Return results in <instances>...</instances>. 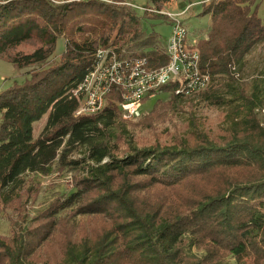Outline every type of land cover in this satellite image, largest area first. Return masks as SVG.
I'll return each mask as SVG.
<instances>
[{"label":"trees","instance_id":"obj_1","mask_svg":"<svg viewBox=\"0 0 264 264\" xmlns=\"http://www.w3.org/2000/svg\"><path fill=\"white\" fill-rule=\"evenodd\" d=\"M170 1L151 0L154 6ZM262 6L264 0L205 3L202 14L210 15L209 24L191 34H197L201 69L211 78L207 88L177 93L178 81L173 80L155 92V102L148 110L144 111L149 99L145 98L141 115L124 119L116 102L99 113L77 115L81 102L75 90L94 66L100 48H113L123 57H142L149 67L167 63L159 35L141 26L144 14L105 0H66L61 4L54 0H0V54L34 38L40 43L30 53L11 57L17 68L44 62L55 51L58 38H65L59 64L0 92V195L5 201L19 194L26 175L47 174L55 163L82 170L74 188L62 193L47 215L46 222L53 218L54 222L48 223L56 226L55 221L60 220V227L70 237L62 264H184L177 261L184 250L190 260L197 261L193 252L203 250L211 264H224L222 260L237 252L249 257L251 253L264 254V145L260 143L264 127L255 113L264 105V69L255 83L243 79L248 57L264 47ZM158 18L162 19H152ZM203 102L211 107L248 108V114L240 119L246 127L236 128L232 139L225 141L201 131L205 122L193 115L188 131L191 141L139 146L131 139L125 145L128 151L121 154L120 140L122 131L128 133V122L160 119L176 125L182 114L190 116ZM76 152L80 157L70 158ZM257 166L263 171L260 177L248 182L246 175L220 190L194 193L190 207L180 211L157 212L159 201L142 202L141 192L149 186L171 188L192 177L220 172L235 178L240 173L235 169H260ZM140 177L144 179L136 181ZM68 211L75 219H116L115 228L94 236L71 237L75 225L63 216ZM50 232H43L48 234L44 239ZM26 249L20 244L18 251L8 253L10 264H19ZM219 253L225 257L216 258L214 254ZM247 262L235 259L234 264Z\"/></svg>","mask_w":264,"mask_h":264},{"label":"rangeland","instance_id":"obj_2","mask_svg":"<svg viewBox=\"0 0 264 264\" xmlns=\"http://www.w3.org/2000/svg\"><path fill=\"white\" fill-rule=\"evenodd\" d=\"M66 0H54L56 4H61ZM82 1V0H81ZM108 3L115 4L116 7H130L137 11L139 15L144 14L141 26L150 33H157L161 38L162 44H167L168 38L171 35V22L182 21L189 29L190 42L196 46L197 34H191L195 30L206 29L209 24L210 15L202 14L203 6L209 0H171L170 2H160L157 6L151 0H105ZM164 1V0H162ZM259 15L264 17V7H260ZM154 17H162V19H152ZM151 18V19H148ZM80 36V34H77ZM197 37V38H196ZM38 39L34 38L22 43L6 52L0 54V92L10 88L14 84H22L29 81L32 76H40L44 69H48L59 64L62 61V55L65 50V38L59 37L56 44V49L53 54L42 63L28 65L21 69L17 68L11 62V57L16 53H30L39 47ZM197 47V46H196ZM244 70L245 83H255L259 76L263 74L264 69V47H259L248 57V64ZM253 86V84H252ZM207 88V87H206ZM205 89V88H204ZM203 90V89H202ZM198 92V91H197ZM196 93V92H194ZM261 97H264L262 93ZM155 102L154 98H149L145 102L144 111L148 110ZM229 107V106H227ZM211 107L206 102L196 106V112L190 116L182 114L179 121L174 125L171 120L153 119V122L140 119L128 122V133L122 131L121 154L128 151L127 140H134L139 146L153 145L155 142H165L167 140H190L188 131H190L189 123L193 122L194 115L198 120L204 121L205 125L201 131L217 134L220 139L229 141L233 137L235 130L240 131L244 123L240 120L246 113L248 108L242 109L241 106L233 108ZM256 117L260 125L264 127V105L255 109ZM45 121V117L39 122L37 128H40ZM237 128V129H236ZM193 129V127H192ZM39 130V129H38ZM221 140V141H222ZM260 141V140H259ZM264 145V139L261 142ZM126 145V146H125ZM81 153L73 154L70 158H78ZM260 169H251L254 171L235 169L234 172H240L237 177L233 178V174H223L220 172L214 176L203 175L196 178L192 177L186 183H180L178 186L171 188L155 186H148L147 190L141 192L142 202L155 204L156 211H164L170 213L169 209L173 211H180L184 206L192 204L194 193L214 192L220 188L226 187L229 182L231 184L237 180H243L248 176V182L252 181L254 177H260L263 174L261 166ZM82 170L71 169L69 167H60L57 163L54 164L51 172L47 174H28L25 177L23 187L18 192L19 194L10 201H5L4 196L0 195V241L5 245L0 244V264H10L11 259L9 254L15 253L20 244L27 247L19 258V264H62L64 258L65 246L69 243L70 237L66 235L64 227H60V220H56V226L52 220L46 222L48 211L51 209V204L62 194L72 190L75 186L76 176L81 175ZM262 171V172H261ZM233 178V179H232ZM144 179L143 177L137 180ZM121 181V180H120ZM193 195V196H192ZM65 218L75 225L72 228L73 234L71 237H78V234L98 235L103 234L109 229H114L116 219H106L104 217H81L76 219L70 211L66 212ZM52 221V223H48ZM71 223L67 227L71 226ZM52 231H51V226ZM51 231L49 238L43 232ZM39 233H42L39 234ZM100 237V236H99ZM98 238V237H96ZM103 238V237H102ZM82 238L78 239L81 240ZM123 239V238H121ZM31 251H33L32 254ZM216 258H224L225 255L219 253L214 254ZM17 256L18 255H14ZM193 256H198V260H190L188 255H185V250L180 252L177 261L190 264H211L209 255L201 252H193ZM191 256V257H193ZM235 259L239 261L247 260V264H264V254L251 253L246 255L244 252L235 253V257H227L222 262L234 264ZM18 261V260H17ZM130 262H124V264ZM213 264L214 261H213Z\"/></svg>","mask_w":264,"mask_h":264},{"label":"built area","instance_id":"obj_3","mask_svg":"<svg viewBox=\"0 0 264 264\" xmlns=\"http://www.w3.org/2000/svg\"><path fill=\"white\" fill-rule=\"evenodd\" d=\"M170 24L171 35L165 45L168 61L162 66L149 67L142 57H123L113 48H100L94 66L75 90L81 102L76 114H96L116 102L123 118L130 119L141 115L145 98H153L160 87L173 80L178 81L177 93L206 88L211 78L201 69L200 51L190 42L188 27L182 21Z\"/></svg>","mask_w":264,"mask_h":264}]
</instances>
